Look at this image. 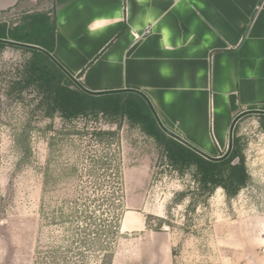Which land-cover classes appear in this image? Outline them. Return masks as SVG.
Returning <instances> with one entry per match:
<instances>
[{"label": "rangeland", "instance_id": "obj_1", "mask_svg": "<svg viewBox=\"0 0 264 264\" xmlns=\"http://www.w3.org/2000/svg\"><path fill=\"white\" fill-rule=\"evenodd\" d=\"M2 16L12 27L24 15ZM21 60L6 48L0 64ZM5 100L0 90V264H34L37 249L54 256L36 264H245L231 240L258 256L264 187L206 196L195 165L162 158L139 125L40 117L30 98ZM244 128L237 149L264 161V127L251 116Z\"/></svg>", "mask_w": 264, "mask_h": 264}, {"label": "crops", "instance_id": "obj_2", "mask_svg": "<svg viewBox=\"0 0 264 264\" xmlns=\"http://www.w3.org/2000/svg\"><path fill=\"white\" fill-rule=\"evenodd\" d=\"M37 12L55 16L53 56L85 89L141 95L165 129L211 156L228 151L232 124L238 138L251 116L261 123L264 0H0L6 18ZM243 155L249 196L264 187V161ZM262 241L264 212L256 258L240 240L227 245L264 264Z\"/></svg>", "mask_w": 264, "mask_h": 264}, {"label": "trees", "instance_id": "obj_3", "mask_svg": "<svg viewBox=\"0 0 264 264\" xmlns=\"http://www.w3.org/2000/svg\"><path fill=\"white\" fill-rule=\"evenodd\" d=\"M55 27L54 15L26 14L15 26L6 27L0 23V39L37 45L53 54ZM6 48L18 50L22 56V60L11 68L5 69L0 64V90L6 104L30 98L34 101L31 111L40 117H50L58 112L65 119L104 117L118 126L123 121L139 125L155 139L162 158L183 168L195 165V176L200 179L206 196L221 188L227 198H232L249 182L250 175L244 155L237 149L238 138L234 131L229 154L221 160H209L163 131L141 95L132 91L85 92L46 53L0 42V59ZM258 116L264 127V114ZM236 157L237 162L232 163ZM53 256L50 249L44 255L37 249L34 264L41 259L50 262Z\"/></svg>", "mask_w": 264, "mask_h": 264}, {"label": "water", "instance_id": "obj_4", "mask_svg": "<svg viewBox=\"0 0 264 264\" xmlns=\"http://www.w3.org/2000/svg\"><path fill=\"white\" fill-rule=\"evenodd\" d=\"M0 42H3V43H7V44H12V45H17V46H23V47H29V48H33V49H37V50H40V51H42V52H44V53H46L53 61H54V63L56 64V65H58V67L68 76V77H70L82 90H84L85 92H88V93H91V94H100V93H93V92H91V91H88L87 89H85L78 81H77V79L71 74V73H69L60 63H59V61L53 56V54H51V53H49L48 51H46L45 49H43L42 47H39V46H37V45H33V44H28V43H22V42H17V41H12V40H7V39H0ZM105 92H116V91H105ZM104 93V92H103ZM149 105V104H148ZM150 109H151V107H150ZM151 111H152V113H153V115H154V117L156 118V121H157V123H158V125L160 126V128L163 130V131H165L168 135H170V136H172L173 138H175L176 140H178L179 142H181V143H183L184 145H186V146H188L189 148H191V149H193L194 151H196L197 153H199L200 155H202L203 157H205V158H207V159H209V160H221V159H223V158H225L228 154H229V152H230V150H231V148H232V128H233V124L231 125V128H230V145H229V149H228V151L224 154V155H222V156H220V157H214V156H211V155H209V154H207V153H205L204 151H202V150H200L199 148H197V147H195L194 145H192L191 143H189V142H187V141H185L184 139H182L181 137H179V136H177V135H175L174 133H171L170 131H168L167 129H165L164 127H163V125L160 123V121H159V119L157 118V116L155 115V113L153 112V110L151 109ZM249 112H254V111H252V110H250V111H243L242 113H240V115L239 116H241V115H244V114H246V113H249ZM261 112H263L264 113V111H261ZM237 160H238V158L236 157V158H234L233 159V161H232V163H235V162H237ZM164 226L165 227H167V223H165L164 224Z\"/></svg>", "mask_w": 264, "mask_h": 264}, {"label": "built area", "instance_id": "obj_5", "mask_svg": "<svg viewBox=\"0 0 264 264\" xmlns=\"http://www.w3.org/2000/svg\"><path fill=\"white\" fill-rule=\"evenodd\" d=\"M260 252L264 253V243H263V241H262V246L260 248Z\"/></svg>", "mask_w": 264, "mask_h": 264}]
</instances>
